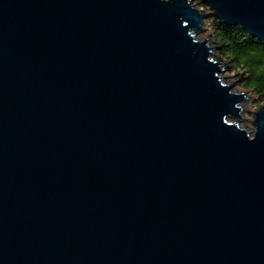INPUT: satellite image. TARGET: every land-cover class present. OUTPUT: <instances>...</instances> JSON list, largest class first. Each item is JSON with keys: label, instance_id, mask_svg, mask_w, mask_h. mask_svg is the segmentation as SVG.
I'll return each mask as SVG.
<instances>
[{"label": "water", "instance_id": "95a60500", "mask_svg": "<svg viewBox=\"0 0 264 264\" xmlns=\"http://www.w3.org/2000/svg\"><path fill=\"white\" fill-rule=\"evenodd\" d=\"M207 17L264 43V0H0V264H264V105L229 122Z\"/></svg>", "mask_w": 264, "mask_h": 264}, {"label": "trees", "instance_id": "16d2710c", "mask_svg": "<svg viewBox=\"0 0 264 264\" xmlns=\"http://www.w3.org/2000/svg\"><path fill=\"white\" fill-rule=\"evenodd\" d=\"M217 54L228 64V71L251 92L258 105L264 103V43L250 38L239 27L211 18Z\"/></svg>", "mask_w": 264, "mask_h": 264}, {"label": "rangeland", "instance_id": "374dc122", "mask_svg": "<svg viewBox=\"0 0 264 264\" xmlns=\"http://www.w3.org/2000/svg\"><path fill=\"white\" fill-rule=\"evenodd\" d=\"M195 7L199 10L202 11L203 14L208 15L210 13L209 9L206 6L200 5L198 2H195ZM213 17H207L201 21V24L199 26L200 30L193 31L192 34L195 35L196 39L199 41H206L207 45L210 49V52L213 53L211 54V58L213 61L218 62L219 59V77L223 78L222 82L225 85H232L238 78L237 77H232L235 75H232L228 71V64L217 54V49L214 43V38L212 31L209 27L210 20ZM229 77V78H226ZM232 92L237 93V94H244V101L239 105V116L236 118H232L229 120V122L235 124L238 126L239 129L245 130L249 134H252L254 131V125L252 124L254 120V115L253 113L257 112L259 108L264 105H258L256 103V99L254 98L253 94L249 92L248 90H245L241 86V81L238 80L235 82L232 86Z\"/></svg>", "mask_w": 264, "mask_h": 264}]
</instances>
